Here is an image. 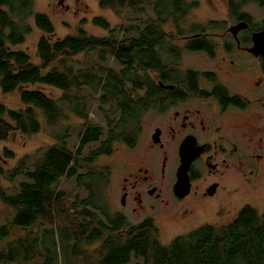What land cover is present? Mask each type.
Masks as SVG:
<instances>
[{"label":"trees","instance_id":"16d2710c","mask_svg":"<svg viewBox=\"0 0 264 264\" xmlns=\"http://www.w3.org/2000/svg\"><path fill=\"white\" fill-rule=\"evenodd\" d=\"M227 3L235 23L253 21L248 6L264 8V0ZM99 6L128 23L114 28L97 17L94 25L107 36L81 27L58 39L35 0H0V96L20 101L17 107L0 101V142L45 130L54 141L33 156L5 149L0 159V200L13 212L0 239L14 228L27 232L0 250V264H264V212L247 205L228 223L201 226L163 243L152 219L132 224L115 211L111 170L100 164L143 134L145 115L162 103L161 83L177 77L170 71L182 61L180 43L189 37L186 50L214 53L218 44L204 34L227 30V23L189 25L199 7L193 0H99ZM127 10L142 17L127 18ZM34 26L42 34L39 62L15 49ZM252 28L261 31L264 25ZM95 110L105 116L107 131L93 120ZM7 161L16 164L7 167ZM20 177L26 180L11 195L4 182L15 184ZM74 178L75 190L61 189Z\"/></svg>","mask_w":264,"mask_h":264},{"label":"flooded vegetation","instance_id":"af4514ba","mask_svg":"<svg viewBox=\"0 0 264 264\" xmlns=\"http://www.w3.org/2000/svg\"><path fill=\"white\" fill-rule=\"evenodd\" d=\"M249 24V30L240 32V42L232 34L219 41L214 37L219 34L205 33L208 41L222 43L212 49L214 53L181 46L182 61L170 71L172 75L177 71V77L164 85L172 88L163 87L162 103L145 115L137 143L123 145L126 157L118 213L126 216L132 209L137 215L149 214L162 202L184 203L193 196L194 205L215 201L223 211L246 190L262 194L264 202V56L250 51L257 31L253 21ZM187 55L216 64L205 69L186 67ZM185 165L189 168L182 177H188L185 186L190 193L182 198L175 190Z\"/></svg>","mask_w":264,"mask_h":264},{"label":"rangeland","instance_id":"374dc122","mask_svg":"<svg viewBox=\"0 0 264 264\" xmlns=\"http://www.w3.org/2000/svg\"><path fill=\"white\" fill-rule=\"evenodd\" d=\"M60 0H35L36 10L41 13L47 14L53 24L56 27V38L63 39L69 35L76 34L78 29L83 27L89 33L98 36H107L109 33L103 29L94 25V19L97 17H104L115 28L117 26L125 25L128 21L124 20L113 10H103L99 6V0H68L63 7L59 6ZM199 3V7L192 11L190 14L189 25H204L211 21L226 22L227 30L237 23L233 22L229 17L227 0H193ZM67 6L70 8L68 9ZM146 14L154 16V10L150 7H145ZM246 11L251 15L253 19V25L256 30H259L264 25V8L258 5H250L246 8ZM125 16L127 18H140L141 12L126 11ZM34 25L33 21H31ZM227 30L218 32V35L214 37L221 41L228 39ZM244 35V34H243ZM41 32L34 26V33L30 35L26 42L18 47H15L17 51L28 52L35 62H39L37 56V43L41 38ZM233 45V42H228ZM185 43L181 42L180 46ZM222 43H218V46ZM217 46V47H218ZM223 53L219 52V57H222ZM185 66L194 67L197 69H205L212 67L216 64V61H210L200 56L191 57L187 55L183 61ZM115 66V63H112ZM0 101L10 106L17 107L20 103L19 98L16 95H1ZM93 120L105 126L106 131L108 124L105 120V116L99 114L97 110L91 114ZM74 143L77 140V135L73 137ZM54 141L49 135L47 130L41 134L36 135L33 138L16 137L10 142H0V159L4 154L5 149L13 151L17 157H23L26 155L33 156L42 148H47ZM124 146H119L111 157L101 159L100 164L104 167H108L112 174V184L109 190L112 197L115 211L121 208V184L123 173V163L125 159ZM16 164V161H7L6 166L12 167ZM24 177H20L15 184H9L4 182V187L9 190L11 195L17 193V188L20 183L25 181ZM77 179L64 180L61 184V189L67 191H73L76 189ZM75 192V191H74ZM262 194L256 195L254 191L246 190L240 192L238 195L232 198L230 207L226 210H221L218 203L215 201L196 203L195 197L189 198L184 203L175 202L170 197L166 200H170L169 204H160L154 212L149 214L137 215L132 212V209L126 212L128 221L132 224H140L148 219L154 221L155 226L160 233V240L163 243H169L174 238L194 231L195 229L205 225H217L225 224L234 219L237 214L245 208L247 205L255 207L256 209L264 212V202L262 201ZM169 203V202H168ZM194 205V207H192ZM218 208L221 210L220 214L217 213ZM193 210V212H191ZM189 212V214H188ZM191 212V213H190ZM188 214V215H187ZM187 215V217H185ZM13 212L10 208L4 206L0 200V228L11 221ZM37 229H30L28 232H35ZM27 232H23L20 229H13L11 236L8 239H0V250H2L10 241L14 238L24 235ZM140 262L134 260V263Z\"/></svg>","mask_w":264,"mask_h":264},{"label":"water","instance_id":"95a60500","mask_svg":"<svg viewBox=\"0 0 264 264\" xmlns=\"http://www.w3.org/2000/svg\"><path fill=\"white\" fill-rule=\"evenodd\" d=\"M64 5H65V0H60L59 6L63 7ZM67 8L69 9L70 7L67 6ZM249 29H250V24L246 21H242L232 26L231 28H229L228 31L234 36V38H236L238 42H240L239 41L240 32L249 30ZM253 42H254V46L250 50L251 53H253L257 57L261 55L264 56V28L261 31H257L253 34ZM161 85L162 87H165L168 89L172 88L171 86H164V84L162 83ZM188 168L189 166L185 165V167L181 168L179 171L178 183L176 185V190H175V193L178 197L180 196L184 198L188 196L190 193V187L188 188L187 185L185 186L186 181L188 182V177H182L183 173L187 174ZM182 190H184V192L185 190L187 191L185 193H182Z\"/></svg>","mask_w":264,"mask_h":264}]
</instances>
